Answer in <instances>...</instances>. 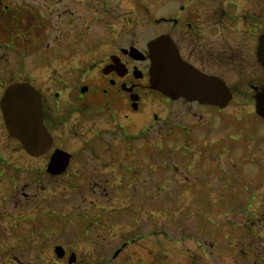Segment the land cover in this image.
Listing matches in <instances>:
<instances>
[{
    "label": "rangeland",
    "instance_id": "rangeland-1",
    "mask_svg": "<svg viewBox=\"0 0 264 264\" xmlns=\"http://www.w3.org/2000/svg\"><path fill=\"white\" fill-rule=\"evenodd\" d=\"M170 2L154 0L152 10L156 19L172 13ZM125 5L123 0L122 13L127 9ZM138 26V39L143 42L163 31L159 24L138 23ZM53 46H37L36 50L29 46L23 50L24 54L14 55L0 50V98L11 80H22L27 75L39 90L61 91L67 84L73 86L76 80H70L73 76H69L101 59L110 49L92 45ZM8 63L13 67L8 69ZM68 97V90L60 95V111ZM86 100H91L90 95ZM178 108L182 114L177 122L182 123L191 119L195 111L180 102L175 106L176 112ZM149 110L165 116L160 112L162 107ZM228 115L226 121L233 120ZM197 118L193 123H197ZM214 118L210 116L206 127L221 121ZM134 119L135 126L128 124L129 127L134 132L141 131L146 114L139 113ZM108 120L93 115H69L56 131L57 142L67 151L79 152L65 173L51 177L44 174L48 154L40 158L29 156L8 134L0 110V264H67L57 261L53 253L55 246L75 251L79 264H233L237 261L231 242L237 248L252 237L245 230L235 232L234 223L243 221L248 197L257 189L250 211L254 216L258 214L261 200L258 196L264 192V157L259 156L254 142L239 136L232 138L230 144L238 148L232 150L231 159L240 176H228L209 162L215 154L209 130L188 125L192 131L186 134L174 129L170 139H166V150L153 149L154 188L143 190L138 186L140 178L135 177L129 188L125 181L122 186L118 180L114 189L110 187L114 181L108 173L109 167L101 168L99 159L84 152L85 140L98 129L115 128L114 122ZM233 125L229 132L235 130L234 135H238ZM218 127L214 139L225 136L228 130L223 124ZM162 128L157 125L150 134L154 145L159 147L162 143L157 132H162ZM111 137L105 134L103 138ZM204 139L208 144H201ZM144 142L137 141L128 152L133 149L141 158ZM122 148H118V153L126 155ZM163 159L168 164L164 170L160 167ZM233 164L228 162L226 173L234 169ZM258 224L257 228L263 225ZM259 230L264 235L262 227ZM243 238L245 241H240ZM117 250L120 252L114 258Z\"/></svg>",
    "mask_w": 264,
    "mask_h": 264
},
{
    "label": "flooded vegetation",
    "instance_id": "flooded-vegetation-1",
    "mask_svg": "<svg viewBox=\"0 0 264 264\" xmlns=\"http://www.w3.org/2000/svg\"><path fill=\"white\" fill-rule=\"evenodd\" d=\"M167 1H171L172 13L156 19L152 10L154 0H126L127 9L123 13L120 10L123 0H0V50L8 52L9 55H14L15 52L24 54L23 50L27 47L31 46L36 50L37 46L42 45L48 48L51 45H92L96 48H110L101 59L87 64L83 70H75L69 76H73L70 80L76 81L73 86L67 84L68 86L61 89L62 93L67 90L69 92V97L63 104V111H60V90H39L32 84L30 75L22 80H11L9 83L26 82L40 95L43 124L52 136V145L47 153L33 158L48 154L44 174L51 177L62 175L79 152L67 151L57 142L56 131L71 114L93 115V118L99 117L114 122V129L101 131L100 128L92 137L87 138L84 144V152H88L96 160L99 159L101 168L109 167L108 173L114 181L111 188L117 185L118 180L122 181V186L125 181L126 187L129 188L132 181L136 180L135 177L140 178L138 186L143 190L154 188L153 149L160 152L166 150V139H170L174 129L176 132L189 134L192 130L188 125L211 132L208 134H211L215 154L209 162L212 167L219 169L221 174L240 176L239 169L234 168V161L231 159L232 150L238 148L234 143L230 144L232 138L235 139L234 136L254 142L257 153L259 156L263 154L264 157V47L260 45L261 39L264 38V0ZM138 23L147 26L161 25L163 31L156 36L168 35L182 61L200 73L217 78L225 84L230 94L227 104L220 107L207 102L188 101L184 97L170 98L152 89L148 74L149 40L143 42L138 39ZM9 59L10 57L7 58ZM12 65L8 63L7 68L10 69ZM87 95H90L91 100H86ZM179 102L189 110L195 109L191 119H185L184 123L177 122V117L182 114L179 108L177 112L175 110ZM154 106L162 107L160 112L165 116L161 117L156 111L150 112L149 109ZM144 110L149 114L144 113ZM139 113L146 114L147 120H143L141 131L134 132L128 124L135 126L134 117ZM228 114L232 115L233 120L226 121L229 119ZM197 116V123H193ZM210 116H215L214 119L221 121L206 127ZM234 120L238 135H234L235 130L229 132ZM220 124L227 126V133L214 139V136H218ZM157 125L163 127L162 132H157L160 134L162 147L154 145V138L150 137ZM105 134L112 137L103 138ZM139 140L145 141L141 158L133 150ZM207 141L204 139L201 144L205 145ZM225 141L226 144H223ZM121 146L125 148L126 155L118 153ZM130 147L133 149L129 153ZM56 149L68 152L70 160L62 174L51 175L46 169L50 155ZM228 162L231 166L233 164L234 169L226 173ZM160 167L163 170L168 168L165 159ZM257 193L258 189L249 195L243 221L234 223L235 232L245 230L252 239L246 241L247 244H239L237 248L236 244L231 242L230 247L233 248L234 258L237 260L233 264H264V235H261L259 230L261 227L264 230V192L258 196L261 199L258 214L254 216L250 211ZM258 223L263 225L257 228ZM53 253L57 261L67 264L80 262L75 251L64 249L61 258L57 257L54 250ZM70 255L74 256L71 263Z\"/></svg>",
    "mask_w": 264,
    "mask_h": 264
},
{
    "label": "water",
    "instance_id": "water-1",
    "mask_svg": "<svg viewBox=\"0 0 264 264\" xmlns=\"http://www.w3.org/2000/svg\"><path fill=\"white\" fill-rule=\"evenodd\" d=\"M173 45L168 35H160L148 42L151 88L170 98L184 97L189 101L225 106L230 99L225 84L182 61ZM260 45L264 47V38ZM0 109L8 134L20 142L28 155L37 157L49 151L52 137L43 124L40 95L31 85H8L0 98ZM69 160L70 154L56 149L46 170L52 175L61 174ZM63 251L61 246L54 247L59 258L63 257ZM73 259L74 256L70 255V263Z\"/></svg>",
    "mask_w": 264,
    "mask_h": 264
}]
</instances>
